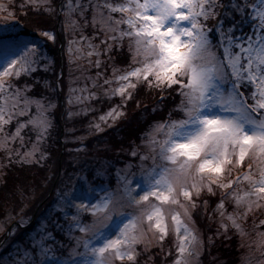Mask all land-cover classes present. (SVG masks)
I'll list each match as a JSON object with an SVG mask.
<instances>
[{
  "label": "snow or ice",
  "instance_id": "1",
  "mask_svg": "<svg viewBox=\"0 0 264 264\" xmlns=\"http://www.w3.org/2000/svg\"><path fill=\"white\" fill-rule=\"evenodd\" d=\"M0 13V203L25 192L39 201L54 187L61 206L6 264H139L147 234L162 248L168 214L174 264H200L205 241L181 216L194 224L197 200L213 197L224 229L216 235L229 238L230 202L226 219L245 237L239 220L251 215L248 247L264 256V219L255 222L264 215V0H11ZM125 48L132 60L117 69ZM141 92L158 94L150 115L163 118L147 136L128 134L139 145L115 140L106 128L125 130L122 109ZM114 98L99 122L83 125L99 111L93 103ZM32 105L43 119L31 118ZM77 122L88 135H70Z\"/></svg>",
  "mask_w": 264,
  "mask_h": 264
},
{
  "label": "trees",
  "instance_id": "2",
  "mask_svg": "<svg viewBox=\"0 0 264 264\" xmlns=\"http://www.w3.org/2000/svg\"><path fill=\"white\" fill-rule=\"evenodd\" d=\"M10 1L4 0V4L7 5ZM3 15V13H0ZM89 19H91V14H89ZM23 23V21H22ZM61 25L56 24L57 31L60 30ZM27 31V29L25 30ZM88 34L91 35V29L88 30ZM95 43H99L96 41ZM60 45H56L55 49H58ZM54 49V51H55ZM103 59V57H102ZM116 63L114 67L117 69L126 68L127 65L131 62L132 56L128 54L127 48H125V52L121 56L115 57ZM65 81L68 80L67 69L64 70ZM108 77L112 78V69H108ZM117 84H113L112 87H117ZM67 93V87H64L62 98L66 99L64 94ZM158 94H145L141 92L140 94L135 96V99L129 102L126 107L122 109L125 114V117L130 121L129 124L125 125V130L120 133H112L111 128H106L108 133H111L112 136L115 137V140H134L137 145L141 144V140L136 139L135 135L129 136V133L137 132L142 133L147 136L149 133V125L154 121L161 120L163 117L160 114H156L155 116L150 115V110L155 103L156 99H158ZM137 101H139V107L137 106ZM120 101L117 98H114L111 102L105 103L103 105L99 103H93L91 106L93 108H98L99 111L92 113L87 116L83 121V125H86L89 120L96 119V122H99L98 117L106 113L112 105L119 104ZM149 109V112H145L144 109ZM166 112L164 116H166ZM123 119V118H121ZM111 123V121H109ZM103 126V125H102ZM119 122L114 125V127H119ZM68 128H72L73 124L68 123ZM76 131L74 133H70V135L75 136H86L88 133L81 126V122H77ZM60 137L59 139L62 141L65 138V121L63 119L60 120ZM103 136V134H99ZM34 139V136H33ZM108 139V137H105ZM92 143L97 145V141L92 139ZM100 148L105 147L103 143L97 145ZM29 147V145L27 146ZM68 147H74V145H68ZM125 147H127V143H125ZM142 152L146 154V149H143ZM103 155V153H101ZM66 158V157H65ZM6 162V161H5ZM234 174V173H233ZM235 175V174H234ZM57 190L56 188H51L49 191L45 192L43 198L39 201L31 200V193L25 192L22 197H18L16 202L3 204L0 203V219L7 218L9 215L13 217V222L17 224L18 221L23 220L24 218L30 217V223H28L26 228H21L16 230V234L14 236H10L6 244L2 247L0 251V257H2L5 261V264L8 260L9 256H15L16 251L19 248L21 251L24 249L25 244L32 241L36 236L37 232H39V223L41 219L47 215H53L55 211L58 210L61 206L57 203ZM200 200H197V204ZM209 206L206 210L207 221L204 222L205 232L207 233V238L212 237L214 243L208 244V248L204 250V253L201 256L202 264H212L213 258H215V264H237L241 259V246H240V235L236 232L235 229L230 230L231 233L227 234L229 237L225 239L223 235L217 236V229L220 230V225L217 221V216L215 214L217 204L219 203L218 199H210ZM38 205V211L34 216L36 207ZM198 207H200L198 205ZM24 209L23 213H21V209ZM215 210V211H214ZM34 217H33V216ZM262 219H264V215H261ZM197 219L200 220L199 216ZM252 217H249V220ZM248 220V222H249ZM201 222V221H200ZM212 225V226H211ZM171 240L170 238H166V241L163 243L161 247H153L149 250V252H140L141 255L138 256L139 264H174L176 260V251L175 248L170 247ZM172 244V243H171ZM170 247V248H169Z\"/></svg>",
  "mask_w": 264,
  "mask_h": 264
},
{
  "label": "rangeland",
  "instance_id": "3",
  "mask_svg": "<svg viewBox=\"0 0 264 264\" xmlns=\"http://www.w3.org/2000/svg\"><path fill=\"white\" fill-rule=\"evenodd\" d=\"M7 1L11 2V0H7ZM0 3L4 4V0H0ZM2 23H3V21L0 20V24H2ZM2 102H3L2 98H0V103H2ZM30 116L32 119L39 121V120L44 118L45 113L41 109H38L36 107V105H32L30 107ZM147 135H149V133ZM34 139H35V137H34ZM28 148H31V144H29ZM25 150H27V149H25ZM244 170H246V168L242 169L241 171H244ZM213 198L218 199L217 197H213ZM209 202L210 201H208L207 206H205L201 203V201H199V203L197 205H199L200 207H198L196 210V214L194 216V221H195L194 224L192 222L188 221L185 217H183V215L181 216V218L185 221V223H188L190 227L196 229L198 234L201 236V238L204 239L205 245H204V249H203L202 254L204 253V250L208 248L207 233L205 232V229H204L205 228L204 222L207 221L206 210L208 209ZM37 211H38V205L36 207L34 216L36 215ZM233 212H234V204H230V202H225V218H224L223 222L228 224L229 231L227 232V234L231 233L230 230H232L233 228H232L231 222L226 219V216L228 213H233ZM215 214L217 216L216 218H217L218 224L220 225L221 217L219 215V212L217 211V212H215ZM197 216H199L200 220L197 219ZM249 217H252V216L250 215ZM253 219L254 218L252 217V219H250V220L248 218L247 221H245L243 218H241L239 220V222L243 226L244 230L248 233V235L245 237L240 236V246H241L242 253H241V259L237 264H242V258H244V257H249L251 260V264H260V261L264 260V256H261L260 251L256 250L255 244H252L251 249L248 247V245L256 239L255 230L253 229ZM260 219H262V216H261V214L257 213V215L255 217V222L258 224ZM29 220H30V217L23 219V221H25V222H28ZM248 220H249V222H248ZM166 223L169 226V234L166 238H170L171 243H172V244L170 243V247L175 248L176 255H177L176 260H179V259H181V254L179 253V250H178V243L179 242H178L177 234L175 232V226H174L173 222L171 221L170 214L166 215ZM15 225H16V223L13 222V217H11V219H7V218L0 219V251H1L2 247L8 241V238L10 236H12L10 233V230H15ZM223 231H224V229L220 228V232L223 233ZM180 235H183L182 231H181ZM165 241H166V239H165ZM146 245H147L146 253L149 252V250L151 248L158 247L157 241L151 237L150 233L146 235L145 242L141 243L140 245L137 246V251L138 252H145V246ZM201 256L199 258L200 264H202L201 263ZM138 260H139V258H138ZM116 264H130V262H128L127 260H125L123 262L116 261Z\"/></svg>",
  "mask_w": 264,
  "mask_h": 264
}]
</instances>
